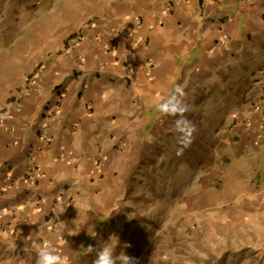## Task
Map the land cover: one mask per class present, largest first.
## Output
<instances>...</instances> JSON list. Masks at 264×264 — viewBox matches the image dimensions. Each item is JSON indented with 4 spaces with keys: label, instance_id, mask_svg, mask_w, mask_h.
Instances as JSON below:
<instances>
[{
    "label": "crops",
    "instance_id": "crops-1",
    "mask_svg": "<svg viewBox=\"0 0 264 264\" xmlns=\"http://www.w3.org/2000/svg\"><path fill=\"white\" fill-rule=\"evenodd\" d=\"M30 43L59 45L28 65ZM0 71L1 258L36 264V240L93 264L113 237L138 264H264L258 233L236 259L214 233L231 204L264 211V0H0ZM177 85L197 128L180 155L156 107ZM231 163L258 195L224 198ZM213 173L217 202L193 193Z\"/></svg>",
    "mask_w": 264,
    "mask_h": 264
},
{
    "label": "rangeland",
    "instance_id": "rangeland-1",
    "mask_svg": "<svg viewBox=\"0 0 264 264\" xmlns=\"http://www.w3.org/2000/svg\"><path fill=\"white\" fill-rule=\"evenodd\" d=\"M62 33H59L58 36H60ZM51 45L58 46L59 43H48V46L46 43H36L28 45L27 48H24L23 50L20 49V52L23 54L21 55V57L23 56V60L28 58L27 60L29 62H26V64L30 65V61L33 62V59L36 57H39L40 55H43L41 52L44 51L43 53L47 54V50L51 49ZM27 56V57H26ZM42 59V57H41ZM25 63V61H23ZM1 72V71H0ZM1 75V73H0ZM4 80L0 79V114L1 111L3 109V107H5V105L11 103L12 101L15 100L14 96H9V95H4L2 94L4 91H6V88H8L9 84L6 83L5 85ZM168 148V147H166ZM178 164L175 165V161H170L168 168L170 169V174L172 173V175H175V171H178L177 169ZM152 170H156V171H161L163 172V174L165 175V169H163L159 163H155L154 165L149 167ZM148 168L145 169H141V171H146L148 170ZM244 171L242 167H240L239 164L237 163H231V166H229V174L227 176L224 177L225 182L222 184V181L216 182L218 184H220L218 187L220 189H225L224 193V198L227 196L229 198L230 201H232L233 199L237 198L239 195H243V196H252V195H258V192L255 191H250L253 186L257 183V182H261V178L262 177H255L251 172H245V175L243 176H237L238 173ZM218 172V171H217ZM224 172H226V170L224 169ZM218 173H213V175H210L208 177H206L204 179V186L202 188H200L199 190H193V193L195 195H204L207 191V195H210V188H209V184H207V182L211 183L212 180L216 177H218L217 175ZM215 183V184H216ZM221 197V196H219ZM210 200L211 202H217L219 200V198H216V200L213 198V195H210ZM230 220H229V224L226 223H220V224H215V228H214V233H215V244L219 243L221 241V237L224 236V238L226 237V234H228L229 237V251L230 253L234 256V258L236 259V256H238V254H241L242 252H244V248H246V246H248L249 244H252L255 240L254 237V233H258V235L260 236V241L264 239V219L262 220V216L264 215V211H262L261 209H259L258 211H255V208H236L232 207V204L230 205ZM219 210V215L221 209ZM199 226H203L201 229L204 230V228L206 227V225H204V223H200ZM229 226V227H228ZM228 227V228H227ZM200 243V241H199ZM224 248V253L226 248ZM198 252L199 253H203L204 248H198ZM215 252L216 250H218V252L220 250H222L221 246H219L218 248H214ZM81 257H83L84 255H80ZM79 256V257H80ZM87 258V257H86ZM21 261V257L19 255H13L10 254V257H0V264H18ZM234 261V260H233Z\"/></svg>",
    "mask_w": 264,
    "mask_h": 264
},
{
    "label": "clouds",
    "instance_id": "clouds-1",
    "mask_svg": "<svg viewBox=\"0 0 264 264\" xmlns=\"http://www.w3.org/2000/svg\"><path fill=\"white\" fill-rule=\"evenodd\" d=\"M104 95H109V92H105ZM184 95L183 87L177 85L166 100L156 102V107L162 115L175 118L174 128L178 133V143L182 146L177 149L178 155L182 154L184 148L191 145L194 134L197 132L195 124L186 116L188 105L183 102ZM112 238H109L111 242H104L102 246L100 244L87 246L89 253H95L93 264H138L135 257L129 256L123 251L116 254ZM30 247L36 253V264H68V257L56 252L47 242L31 240Z\"/></svg>",
    "mask_w": 264,
    "mask_h": 264
}]
</instances>
